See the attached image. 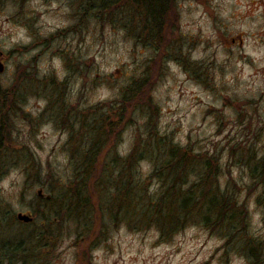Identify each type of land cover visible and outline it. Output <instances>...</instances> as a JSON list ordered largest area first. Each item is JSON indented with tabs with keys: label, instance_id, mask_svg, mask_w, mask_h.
I'll return each instance as SVG.
<instances>
[{
	"label": "rangeland",
	"instance_id": "rangeland-1",
	"mask_svg": "<svg viewBox=\"0 0 264 264\" xmlns=\"http://www.w3.org/2000/svg\"><path fill=\"white\" fill-rule=\"evenodd\" d=\"M176 1L175 15L156 29L122 4L110 5V15L77 16L84 3L0 0V84L24 96L25 113L13 116L7 155H0V249L21 243L34 254L28 264H264V0ZM238 35L242 49L228 44ZM136 78L144 88L125 101ZM7 102L14 105L13 95ZM107 106L119 123L88 183L93 199L116 196L120 169L118 185L128 194L133 184L137 197L158 193L147 140L154 128L216 167L213 185L244 206L248 238L261 246L258 261L247 255V241L198 220L168 238L154 225H132L124 212L116 218L101 210L83 226L46 223L45 197L75 178L72 154L87 147L94 109ZM89 121L90 128H76ZM137 147L138 161L124 168ZM20 213L33 222L19 221Z\"/></svg>",
	"mask_w": 264,
	"mask_h": 264
},
{
	"label": "trees",
	"instance_id": "trees-1",
	"mask_svg": "<svg viewBox=\"0 0 264 264\" xmlns=\"http://www.w3.org/2000/svg\"><path fill=\"white\" fill-rule=\"evenodd\" d=\"M141 1L135 0V4L133 3L136 6L134 9L139 14L140 9L137 8V5L139 6ZM146 3L148 10L155 12L156 5L154 2L146 0ZM108 4L101 3L99 10L107 9ZM113 4H122L124 8L125 1L116 0ZM138 19L141 22L142 19ZM146 21L154 25L153 28L159 29L161 27L160 23L162 21L154 16L149 17ZM153 28H151V33H156ZM54 85L53 83L52 86L54 87ZM144 85L143 81H137V78L131 80L123 94L125 101L135 99L143 90ZM12 95L14 105L12 104L13 102H7L8 99L12 98ZM51 99L52 103L56 100V98ZM23 102L24 96L22 94L13 92L12 87L5 88L0 84V155H2L1 153L7 155L8 140L9 138L12 139L14 132L13 116L23 114ZM108 109L109 106L104 108L102 112L99 111L98 107L94 109L93 114L95 113V117L92 116V122L95 123L96 127L94 128L93 126L92 128L94 129L92 131L86 130L84 142H87V147L82 149L80 155L72 154V161L74 162L72 171H76V173L68 188L62 193H50V200L44 199V204L49 207L48 211L50 210L47 215L43 214L42 216L46 223L51 224L58 219V223L61 226L68 221H77L83 226L85 222L95 224L96 213L101 212V210L102 214L107 212L116 218L119 213L124 212L127 217H130L132 225H135V222L138 221L147 225H154L160 230L163 238H168L186 223L197 222L198 220L213 231L220 230L229 234V237H233L240 244H244L247 241L246 244H250V248L247 249L248 253L246 252L247 255L254 261H258L262 254L261 246L251 244V240L248 238L244 206L239 203L235 197L236 194L233 196L230 193H221V190L213 185L216 180L211 177L212 174H216V167L212 166L204 158V155L193 154L189 149L166 140L165 137L168 138V136H159L154 128H149L147 140L150 139L151 141L150 144L148 143L149 152L151 153L150 158L155 157L154 160H157L156 169L150 178L155 177L161 182L158 193L155 195L154 193H149L147 194L149 196L145 198L141 194L138 198L135 196L137 195L135 192L132 193L133 184L130 186V191H132L128 194L125 184L123 188L118 185L120 178L123 177V170L120 169L115 173L116 176L113 180V186H116L113 188L117 192L116 196L110 197L111 199L106 201H102V197L99 200L93 199L88 183L97 167L98 158L108 139H110L111 128H115V123H119L118 119L113 120L109 116L111 109ZM118 109L122 110V113L124 105H120ZM120 117V121H122L123 115H120ZM92 122L89 121L88 124L83 122V127L81 123H78L76 128H90ZM136 143H140V141L137 140ZM84 149H86L85 154ZM131 153L128 160L129 163L125 162L123 164L124 168H128L134 158L138 161L136 156L139 154V147L135 148ZM261 162L264 165V160ZM132 167L136 168V164H133ZM256 170L257 166L255 165L253 172L255 173ZM106 174L109 176L114 175L112 170H109ZM135 176L131 180H134ZM195 176L200 178L193 182L192 178ZM94 184L96 185V182ZM103 186L104 184H102ZM80 234L83 236L84 232ZM57 237L54 236L55 239ZM229 242L230 240H228ZM20 247L21 243L15 249L12 247L1 248L0 264H28V262H31V258L34 257L33 252L29 249H19Z\"/></svg>",
	"mask_w": 264,
	"mask_h": 264
},
{
	"label": "flooded vegetation",
	"instance_id": "flooded-vegetation-1",
	"mask_svg": "<svg viewBox=\"0 0 264 264\" xmlns=\"http://www.w3.org/2000/svg\"><path fill=\"white\" fill-rule=\"evenodd\" d=\"M67 1H69V0H67ZM72 1H74V3H76V4H82V5H83V3L85 4L81 8V10L79 9V12L77 13V16L83 15V11L85 13H90L93 16H96L97 13H105V12H107L106 15H110V11H108L109 10V6L112 5L113 3H115L116 0H85V1L84 0H72ZM124 1H125L124 8H126L130 13L136 12L137 14H134V15L137 16L138 18H140L142 20H146L149 17H153L154 16L158 20H161L162 21V23H160L161 29L165 28V27H163L165 22L167 23V21L173 15H175V8H176V5H177V1L176 0H152L154 2V4L156 5L155 12H152V11L148 10L146 0H142L141 4L139 6L136 4L137 8L140 9V14H139L134 9V8H136V6L134 5L135 4L134 3L135 0H124ZM101 3H109L108 4V8L99 10V8L97 6L100 5ZM253 4H255V3H253ZM88 6H91V7H88ZM84 7H88V9H86V11H85ZM178 12H179V10L177 9L176 13L178 14ZM245 16L246 17L248 16L247 13H246ZM246 17H244V18H246ZM236 35H237V33H236ZM237 38L238 39L233 38L231 40V42H228V44H229L230 47L235 46L238 49H242L244 47V42L240 38V35H238Z\"/></svg>",
	"mask_w": 264,
	"mask_h": 264
},
{
	"label": "water",
	"instance_id": "water-1",
	"mask_svg": "<svg viewBox=\"0 0 264 264\" xmlns=\"http://www.w3.org/2000/svg\"><path fill=\"white\" fill-rule=\"evenodd\" d=\"M4 70V65L3 63L0 62V72H3ZM38 195L39 196H44L45 194L43 193V190H39L38 191ZM47 200H50L51 196L50 195H47L45 197ZM17 219L21 222H25V223H31L33 222L34 218L32 217V215L28 214H23V213H20L17 215Z\"/></svg>",
	"mask_w": 264,
	"mask_h": 264
}]
</instances>
